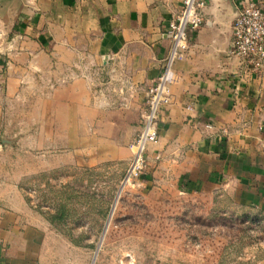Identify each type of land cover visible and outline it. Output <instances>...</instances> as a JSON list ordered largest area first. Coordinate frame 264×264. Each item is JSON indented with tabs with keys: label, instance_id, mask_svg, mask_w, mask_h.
Here are the masks:
<instances>
[{
	"label": "crops",
	"instance_id": "obj_1",
	"mask_svg": "<svg viewBox=\"0 0 264 264\" xmlns=\"http://www.w3.org/2000/svg\"><path fill=\"white\" fill-rule=\"evenodd\" d=\"M238 1L206 0L202 24L188 31L147 171L207 208L223 203L264 217V67L257 75L230 53ZM182 2L0 0V133L11 115L26 147L62 148V165L127 168ZM18 179L0 172V264H83L80 255L48 258L35 227L20 230Z\"/></svg>",
	"mask_w": 264,
	"mask_h": 264
},
{
	"label": "rangeland",
	"instance_id": "obj_2",
	"mask_svg": "<svg viewBox=\"0 0 264 264\" xmlns=\"http://www.w3.org/2000/svg\"><path fill=\"white\" fill-rule=\"evenodd\" d=\"M13 118L2 120L0 172L19 176L25 202L17 213L20 230L34 226L48 258L67 253L72 263L80 255L83 264H264L262 215L178 196L148 177V164L120 188L123 165H62V148L26 147L11 128Z\"/></svg>",
	"mask_w": 264,
	"mask_h": 264
},
{
	"label": "built area",
	"instance_id": "obj_3",
	"mask_svg": "<svg viewBox=\"0 0 264 264\" xmlns=\"http://www.w3.org/2000/svg\"><path fill=\"white\" fill-rule=\"evenodd\" d=\"M205 5L206 0H183L180 11L170 23L168 30L170 43L164 65L146 91L141 129L129 145L131 156L120 188L132 184L145 170L146 151L149 145L157 141L159 114L172 100L171 86L176 80L172 65L175 61L184 58L188 52V31L196 30L202 24L201 11ZM231 33L230 53L246 61L253 72L260 75L264 67V8L253 0H239ZM207 127L210 125L208 124ZM155 159H159L158 154L155 155Z\"/></svg>",
	"mask_w": 264,
	"mask_h": 264
}]
</instances>
